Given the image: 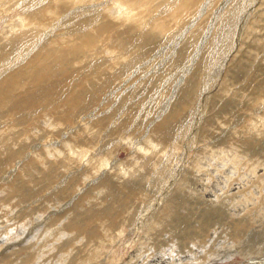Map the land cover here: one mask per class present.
I'll list each match as a JSON object with an SVG mask.
<instances>
[{
	"label": "rangeland",
	"instance_id": "obj_1",
	"mask_svg": "<svg viewBox=\"0 0 264 264\" xmlns=\"http://www.w3.org/2000/svg\"><path fill=\"white\" fill-rule=\"evenodd\" d=\"M117 1L0 0V264H264V0Z\"/></svg>",
	"mask_w": 264,
	"mask_h": 264
},
{
	"label": "bare ground",
	"instance_id": "obj_2",
	"mask_svg": "<svg viewBox=\"0 0 264 264\" xmlns=\"http://www.w3.org/2000/svg\"><path fill=\"white\" fill-rule=\"evenodd\" d=\"M151 0H118V4H120L123 8L127 9V10H138L144 13H149L151 12V10H153V7L149 5ZM38 2V1H37ZM42 2V1H40ZM199 1L196 2V0H179L177 4L171 5L173 6L172 9H170V15H172V18L176 21H182L184 19V15H186V13H188V11H192L195 8H197V6L195 7L196 3H199ZM59 3V2H57ZM43 4V3H42ZM61 4V3H60ZM35 5V4H34ZM45 6V5H44ZM47 6V5H46ZM78 6V5H77ZM119 6V5H118ZM120 7V6H119ZM170 7V5H169ZM40 8V7H39ZM38 8V9H39ZM43 8V6H42ZM45 8V7H44ZM49 8V7H48ZM168 7H166L165 9H167ZM37 9V10H38ZM50 9V8H49ZM41 10L38 13H35V18L37 17L38 19H42L46 14H53L55 15L56 10ZM59 9V8H58ZM122 9V8H121ZM40 10V9H39ZM26 10H24L25 12ZM165 11V10H164ZM163 11V12H164ZM36 12V11H35ZM133 12V11H132ZM33 13V12H32ZM57 13V12H56ZM28 14V13H27ZM59 14V13H58ZM34 16V15H33ZM32 16V17H33ZM58 16V15H57ZM158 17V16H157ZM45 20V18H44ZM160 22L157 23L158 27L163 28L164 27V23H162L161 21H165L164 19L159 20ZM42 21H39V23H41ZM89 40L85 41H81L80 43H75L72 44V48L75 50H82V49H89L90 46H92V48L96 45L95 42L99 41L97 39L94 40V38L90 39L87 38ZM82 40V39H81ZM97 40V41H96ZM78 51V52H79ZM34 63V62H33ZM11 81V80H10ZM15 81V80H14ZM2 97V96H1ZM167 259V258H166Z\"/></svg>",
	"mask_w": 264,
	"mask_h": 264
}]
</instances>
